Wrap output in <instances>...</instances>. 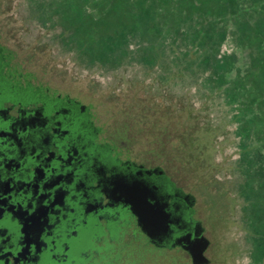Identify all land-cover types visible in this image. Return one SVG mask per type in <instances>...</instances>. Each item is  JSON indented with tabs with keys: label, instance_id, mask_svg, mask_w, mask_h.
<instances>
[{
	"label": "rangeland",
	"instance_id": "374dc122",
	"mask_svg": "<svg viewBox=\"0 0 264 264\" xmlns=\"http://www.w3.org/2000/svg\"><path fill=\"white\" fill-rule=\"evenodd\" d=\"M35 1L0 0V50L10 57L6 69L22 80L28 78L43 92L77 97L91 107L102 138L118 151L127 150L160 166L174 187L192 193L195 216L211 240L206 251L209 264H264V223L259 220L264 190L251 186L254 177L264 181V147L249 127L254 124L251 112L245 118L247 133L242 109L228 103L225 93L212 83L203 78L195 83L182 65L178 69L183 71L172 67L164 54L155 67L137 63L135 53L122 64L118 59L117 67L92 63L73 51L60 24L38 19L41 10ZM129 1L80 0L76 6L80 13L75 14L73 5L72 25H65L80 32L85 22L107 38L117 33L116 28L133 23L134 18L125 15ZM178 1L158 0L163 2L157 4L164 22L177 18ZM194 1L188 0L184 10L199 8ZM206 1L202 7L217 9L224 0ZM228 22L222 51L236 52L241 58L243 48L233 41L235 26ZM76 37L87 38L77 32ZM132 39L128 47L136 49ZM256 103L257 121L264 128V105L259 108ZM163 256L175 264L191 263L181 249H167Z\"/></svg>",
	"mask_w": 264,
	"mask_h": 264
},
{
	"label": "flooded vegetation",
	"instance_id": "af4514ba",
	"mask_svg": "<svg viewBox=\"0 0 264 264\" xmlns=\"http://www.w3.org/2000/svg\"><path fill=\"white\" fill-rule=\"evenodd\" d=\"M3 71L0 264H172L167 249L185 251L192 264L183 245L207 237L194 195L102 138L77 97ZM136 196L165 205L166 233L152 239L141 229L127 202Z\"/></svg>",
	"mask_w": 264,
	"mask_h": 264
},
{
	"label": "trees",
	"instance_id": "16d2710c",
	"mask_svg": "<svg viewBox=\"0 0 264 264\" xmlns=\"http://www.w3.org/2000/svg\"><path fill=\"white\" fill-rule=\"evenodd\" d=\"M187 1H178L177 18L167 22H164V13L158 12L157 3L163 2L129 1L125 7L130 8L126 9L125 15H129L130 19L133 17V23L116 28L114 31L117 30V33L113 34L116 36L110 35L107 38L97 35L98 32L93 27H88L85 22L83 24L79 22L80 32L78 29L67 28L65 25L67 22L72 25L74 8L75 14L80 13L81 9L76 7L80 0L75 4L72 0H36L35 3L41 10L38 19L44 23L49 21L60 24L59 28L67 34L73 51L92 63L116 65L135 53L132 57L137 63L155 67L160 65L164 54L169 64L172 63V67L178 69V66L182 65L184 69L189 70L191 73L188 74L194 78L195 83L201 78L205 83H212L216 89L225 93L228 103L234 104L237 109H242L247 133L249 125L246 124L245 118L247 113L251 112L254 124L249 127L252 133L254 132L255 140L261 142L262 144L259 145L263 148L264 140L261 138L264 139V128L259 125V120L257 121L259 115L253 105L255 102L259 108L264 105V0H224L217 9L202 7L207 3L206 0H195L194 3L199 8L195 10L192 7L190 11L183 8L185 5L188 6ZM71 12L72 14L69 15ZM166 12L170 14L167 9ZM230 20L235 26L233 41L238 47L243 48L241 58L236 52L222 51V45L229 36L228 21ZM82 26L84 29L81 28ZM76 32L79 36L80 33H84L87 36L86 40L81 37L78 39ZM131 37L136 41V49L128 47L130 40H133ZM126 51L127 54L123 55ZM9 58L7 52L0 50V71L6 70ZM118 59H120L119 63ZM178 70L183 71L182 68ZM181 71L175 72L183 77ZM5 74L9 75L4 71L0 72V75ZM253 173L256 174L255 171ZM260 182V178L254 177L251 186H258V191L262 192L264 181ZM261 199L259 212H262L263 217L259 219L260 224L264 223V199Z\"/></svg>",
	"mask_w": 264,
	"mask_h": 264
},
{
	"label": "water",
	"instance_id": "95a60500",
	"mask_svg": "<svg viewBox=\"0 0 264 264\" xmlns=\"http://www.w3.org/2000/svg\"><path fill=\"white\" fill-rule=\"evenodd\" d=\"M131 211L137 216L141 229L150 237L154 238L160 233H166L169 228V212L164 208V204L159 200L152 206H148L146 197L136 196L127 200ZM155 207V209H154ZM182 239V238H181ZM178 242H180V240ZM210 244V240L204 235H196L192 243L183 245L192 257V264H208L209 258L205 252Z\"/></svg>",
	"mask_w": 264,
	"mask_h": 264
}]
</instances>
